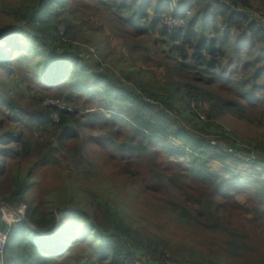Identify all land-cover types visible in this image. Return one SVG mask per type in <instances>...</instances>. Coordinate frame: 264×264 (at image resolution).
Here are the masks:
<instances>
[{
  "label": "trees",
  "instance_id": "16d2710c",
  "mask_svg": "<svg viewBox=\"0 0 264 264\" xmlns=\"http://www.w3.org/2000/svg\"><path fill=\"white\" fill-rule=\"evenodd\" d=\"M71 1L73 6L65 9L59 8L58 0L39 1L43 6L39 16L25 19L40 24L39 35L24 29L0 35V125H4L0 129L12 128L0 137V204L25 210L26 217L10 230L7 264L59 263L69 258L65 253L71 247L65 246L78 242L90 247L96 264L177 261L165 243L141 237L127 224L124 212L96 192L91 193L94 208L90 211L95 218L77 206L73 193L69 195L73 186L67 184L54 197L57 205L48 206L44 183L55 179L51 162L57 165L63 152L75 160L76 169L85 171L93 166L89 158L97 149L105 155L106 164L114 166L122 193H141L148 205L150 193L166 192L171 197L164 199L168 207L192 224L219 228L229 222L230 211L236 216L231 221L237 224L232 228L236 230L243 226L237 221L238 210L251 217L249 223L264 227V142L245 148L217 124L227 112L247 121L245 113L251 111L257 114L253 123L264 128V25L260 18L238 14L213 0H178L175 17L186 26L174 33L160 15L174 16L165 10L173 7L171 0H92L94 6H107L105 24L116 21L120 29L115 36L132 53L153 40V52L158 50L162 56L156 66L163 71L164 81H158L154 72L130 65L129 71L119 70L125 82L80 52L72 53L78 50L72 43L76 40L74 11H84L88 0ZM232 1L264 17V0ZM19 32L28 35V43L17 39ZM110 41L108 36L107 49L114 54ZM32 42L38 45L33 47ZM49 43L54 44L55 53L46 52L41 66L30 67L36 78L32 81L35 96L27 98L13 77L24 63L7 48L25 55L46 49ZM66 49L69 52L62 54ZM123 63L126 68L132 62ZM138 70L152 79L150 83L136 79ZM22 82L31 78L24 74ZM47 99L79 106L72 111L43 106ZM95 106L106 113H89ZM54 116L60 121L55 122ZM34 133L41 136L35 138ZM252 155L257 160H245ZM22 160L33 164L28 173L20 167ZM37 169H42L41 180L34 179ZM56 179L62 181L58 174ZM252 239L264 247L259 234ZM237 241L240 245L225 244L227 261L200 259L193 264H264L263 249L255 253L254 245L243 247V241Z\"/></svg>",
  "mask_w": 264,
  "mask_h": 264
},
{
  "label": "rangeland",
  "instance_id": "374dc122",
  "mask_svg": "<svg viewBox=\"0 0 264 264\" xmlns=\"http://www.w3.org/2000/svg\"><path fill=\"white\" fill-rule=\"evenodd\" d=\"M39 1L40 0H0V35H9L15 31L18 32L20 29H24L25 32L30 35H39L43 32V28L40 24H29L28 21H25L27 16H39V12H42L43 6L40 5ZM58 1L60 9L70 8L74 3L71 0L69 4H66L67 0ZM94 4L95 2L92 0L85 1L84 11H74L73 21L76 28L74 27L73 37H76V40L72 43L78 50L72 51V53L76 54L77 51L78 53L80 52L83 58L91 61L93 64H98L99 68L111 72L117 78H121L122 81H125V75L120 73L119 70L125 69L129 71L131 68L130 65L139 69H144L145 71L154 72L156 73L155 78L158 79V81H164V74H161L163 71L160 73L156 66V62L160 61L162 56L158 50L153 52V40L142 44L138 52L132 53L128 46L125 45L124 40L115 36V33H118L120 29L116 27V21L108 23V25L105 24L106 17L109 14L107 6H94ZM35 7L38 8L37 13L32 11ZM160 15L163 17V13ZM101 27H106V29L98 30ZM61 32L62 35H65L64 29L61 30ZM93 33L96 34L92 35ZM108 36L111 37L110 42L112 47H110L114 49V54L107 49L108 44L106 40ZM27 37L28 35H24L21 32L17 34V39H20L22 44L28 43ZM32 43L33 47L38 45L37 43ZM9 47L7 48L8 51H11L13 54L16 53V59L22 60L24 63L23 65H19L18 71L14 73L13 77L20 85V90H22L27 98L34 97L35 87L32 81L36 80V78L32 77V68L30 67L41 66L46 52L55 53V46L49 43L46 49H38L37 53L26 52L25 55L19 54ZM24 50L27 51V49ZM67 50L68 49L62 50V54L69 52ZM125 60H130L132 62L127 63L126 68H124L125 65L123 63ZM24 74H26V77L29 76L31 78V82H22ZM134 76H136V79L144 81L145 84L150 83L152 80L146 73L140 70L135 71ZM233 76L235 77L236 75ZM127 83L129 84V81H127ZM130 84L135 87L134 81ZM73 101H75L76 104L79 102L76 99H73ZM65 103L71 110H74V108L77 109L79 106L73 108V106L69 105L67 102ZM61 104L62 103L54 101L53 99H47L43 103V106H59ZM98 111L106 113L98 106L88 110L89 113L94 114ZM81 112L84 111L81 110ZM250 112L245 113L247 114V121L241 120L227 112L220 116L217 122L224 131L232 135V139L236 140L238 144L245 148H250V145L257 141L264 142V128H259L253 123V117L257 114ZM201 115L202 113L199 114V116ZM204 117L205 116L202 115L200 120L204 121ZM2 126L4 125H0V127ZM10 131H12V128L8 126L0 129V137ZM34 136L38 138L41 136V133H34ZM60 154H63L59 156L60 162L57 165L51 162L52 166L50 165L53 167V173L50 174L54 176L55 179L49 183H44V189L47 188V197L49 198L47 205L50 207L57 205L54 197L62 194L65 188L64 185L67 184L68 186H73V190L69 191V195L70 192L73 193V196L77 200V206L83 208V210L85 209L88 214H90L91 209L94 208L91 193L96 192L98 195L106 197L124 212L123 214L128 219L126 220L127 224L132 227L136 233L145 239L153 238L161 240V242L166 244V248H168L169 252L176 253L175 260L184 262V264H193L195 260L200 259L203 261H227V255L224 252L225 244L236 243L240 245V243H237L238 238L239 241H243L241 244L243 247H247L245 243L248 246L254 245L257 249L255 253L259 251L258 248L264 250V247L258 245V242H256L257 240L253 241L252 239L259 234L260 239L262 238L264 240V227L260 228L254 225L253 222L249 223L251 217L241 211H236L237 221L243 224V226L236 230H232V228H235L237 224H231V221L234 220L236 216L232 215L230 211L226 214L229 222H225V225L220 224L219 228H205L203 225L192 224L189 219L182 217L179 212L178 214L174 213L170 207H168L164 199L169 200L171 197H169L166 192L150 193L148 195L150 204L148 205H145L141 193H122L120 189L123 188L118 186L120 177L114 175V166L107 165L105 155L97 151V149L94 150L92 157L89 158L93 166H89L85 171L83 167L76 169L75 160L71 159L68 153L63 152ZM261 157H264V154H262ZM255 160H257L256 155ZM29 163V160H22L20 162V167L23 171H26V173H28L29 167L30 169L33 168V164L29 166ZM239 167L240 170H242L243 166L239 165ZM87 170L89 172H87ZM35 172L36 175L34 179L41 180V178H43V174L41 175L42 169H37ZM56 174L60 176L62 181L56 179ZM31 180H33V177H31ZM241 202L244 204L245 200L241 199ZM0 206L4 207L7 215L15 213V210L6 203H1ZM90 215L92 218H95L93 214ZM23 221H26V217ZM69 247H71L69 252L65 253V255L68 254L67 256H69V258L64 261L62 258L59 263L52 264H96L88 245L83 242L74 244L68 243L65 248L69 249Z\"/></svg>",
  "mask_w": 264,
  "mask_h": 264
},
{
  "label": "built area",
  "instance_id": "2783aa9c",
  "mask_svg": "<svg viewBox=\"0 0 264 264\" xmlns=\"http://www.w3.org/2000/svg\"><path fill=\"white\" fill-rule=\"evenodd\" d=\"M213 1L227 5L228 7L233 9L238 14H248V16L251 18H260V21L264 25V17H261L260 15H258L257 12H255L249 8H246L244 6V4L241 3L240 1H236V2H233L232 0H213ZM171 2L173 4V7L172 8L166 7L165 10L170 9V11L173 13L174 16H170L167 12H163V17L161 19H162L163 23L170 29L171 32L178 33V32H181L185 28L186 24L182 20L177 19L175 17L176 14H179V12H178V8H179L178 0H171ZM59 106L62 109L72 111L69 107L66 106V103H63ZM54 121L59 122L60 121L59 117L54 116ZM212 144L217 145L216 142H212ZM223 148L225 149V151L232 153V150H227L226 147H223ZM241 158L245 159V157H241ZM253 159L255 160L254 155H252L250 158L245 159V160L251 161ZM6 216H9L11 218V221L10 220L8 221L6 219ZM24 218H25V210L15 211L14 214L7 215L6 211L4 210V207L1 208L0 226H1V224L4 223V224H6V227H8V229L5 228L3 230V233H4L3 238L0 237V264H6V252H7V246H8V237H9V233H10V230H11L13 224H17V223L23 221ZM166 264H179V263L170 261V262H167Z\"/></svg>",
  "mask_w": 264,
  "mask_h": 264
},
{
  "label": "water",
  "instance_id": "95a60500",
  "mask_svg": "<svg viewBox=\"0 0 264 264\" xmlns=\"http://www.w3.org/2000/svg\"><path fill=\"white\" fill-rule=\"evenodd\" d=\"M2 207H3V206H0V211H1V208H2ZM5 228L8 229V227H6V224H4V223L1 224V226H0V237H1V238H3V236H4L3 230H4Z\"/></svg>",
  "mask_w": 264,
  "mask_h": 264
},
{
  "label": "bare ground",
  "instance_id": "6f19581e",
  "mask_svg": "<svg viewBox=\"0 0 264 264\" xmlns=\"http://www.w3.org/2000/svg\"><path fill=\"white\" fill-rule=\"evenodd\" d=\"M6 219H7L8 221H9V220L11 221V218H10L9 216H6Z\"/></svg>",
  "mask_w": 264,
  "mask_h": 264
},
{
  "label": "clouds",
  "instance_id": "9594fccd",
  "mask_svg": "<svg viewBox=\"0 0 264 264\" xmlns=\"http://www.w3.org/2000/svg\"><path fill=\"white\" fill-rule=\"evenodd\" d=\"M6 264H7V261H6Z\"/></svg>",
  "mask_w": 264,
  "mask_h": 264
}]
</instances>
